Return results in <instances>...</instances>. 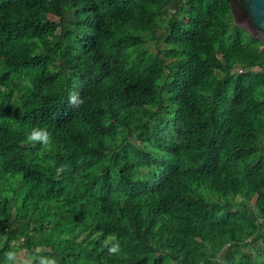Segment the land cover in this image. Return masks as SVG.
Listing matches in <instances>:
<instances>
[{
    "label": "trees",
    "instance_id": "trees-1",
    "mask_svg": "<svg viewBox=\"0 0 264 264\" xmlns=\"http://www.w3.org/2000/svg\"><path fill=\"white\" fill-rule=\"evenodd\" d=\"M260 45L227 0H0V264H264Z\"/></svg>",
    "mask_w": 264,
    "mask_h": 264
},
{
    "label": "water",
    "instance_id": "water-1",
    "mask_svg": "<svg viewBox=\"0 0 264 264\" xmlns=\"http://www.w3.org/2000/svg\"><path fill=\"white\" fill-rule=\"evenodd\" d=\"M230 3L231 16L236 24L244 28L248 34L264 42L262 36L254 34L246 28L251 25L264 35V0H227Z\"/></svg>",
    "mask_w": 264,
    "mask_h": 264
},
{
    "label": "clouds",
    "instance_id": "clouds-1",
    "mask_svg": "<svg viewBox=\"0 0 264 264\" xmlns=\"http://www.w3.org/2000/svg\"><path fill=\"white\" fill-rule=\"evenodd\" d=\"M84 100L79 97V94H71L69 96V104L73 107H80L83 105ZM26 142L31 144H39L47 148L51 144V137L49 132L44 128H33L30 134L26 137ZM120 250L119 244L109 248V254L115 255ZM3 264H19L18 254L15 251H7L4 254ZM39 264H57L54 258L46 256H39Z\"/></svg>",
    "mask_w": 264,
    "mask_h": 264
},
{
    "label": "rangeland",
    "instance_id": "rangeland-1",
    "mask_svg": "<svg viewBox=\"0 0 264 264\" xmlns=\"http://www.w3.org/2000/svg\"><path fill=\"white\" fill-rule=\"evenodd\" d=\"M153 47V46H152ZM260 48H264L262 45H260ZM260 72V69H247V70H240V68H226L224 69V74H227V73H231V72ZM19 258H18V262L19 264H25V260L28 256V253H25V252H21L19 254Z\"/></svg>",
    "mask_w": 264,
    "mask_h": 264
},
{
    "label": "flooded vegetation",
    "instance_id": "flooded-vegetation-1",
    "mask_svg": "<svg viewBox=\"0 0 264 264\" xmlns=\"http://www.w3.org/2000/svg\"><path fill=\"white\" fill-rule=\"evenodd\" d=\"M246 28L249 30V31H251V32H253L254 34H259V36H262L263 37V39H264V35L262 34V33H260V31H256V29H254L251 25H246ZM261 42V41H260ZM261 45L264 47V42H261Z\"/></svg>",
    "mask_w": 264,
    "mask_h": 264
}]
</instances>
